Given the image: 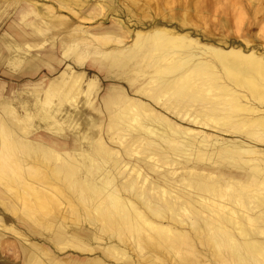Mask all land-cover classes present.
Segmentation results:
<instances>
[{
  "label": "bare ground",
  "instance_id": "1",
  "mask_svg": "<svg viewBox=\"0 0 264 264\" xmlns=\"http://www.w3.org/2000/svg\"><path fill=\"white\" fill-rule=\"evenodd\" d=\"M55 1L83 20L103 9ZM153 1L173 5L166 23L135 30L129 44L123 24L91 34L95 47L66 42L64 56L94 76L67 64L34 84L32 107L0 88V211L10 215L0 212V244L13 250L0 264H264V40L211 42L185 27L199 3ZM240 1L221 8L233 3L237 15ZM18 17L42 35L76 33L43 0H23ZM174 19L180 26H167ZM6 46L14 65L31 47ZM97 73L108 81L100 107L91 98ZM79 102L89 113L64 111Z\"/></svg>",
  "mask_w": 264,
  "mask_h": 264
},
{
  "label": "rangeland",
  "instance_id": "2",
  "mask_svg": "<svg viewBox=\"0 0 264 264\" xmlns=\"http://www.w3.org/2000/svg\"><path fill=\"white\" fill-rule=\"evenodd\" d=\"M4 1L7 0H0L1 93L3 97L12 98L15 103L14 105L16 106H18L19 101L24 100L26 101V105L29 107H32L33 104L32 102L34 96L31 91L34 84L36 85L37 82L39 83L40 81L43 82L42 84H45L49 78L56 75L60 70H62V68L64 69L67 64L76 69L85 70V75L94 76V74H96L93 69L88 68L85 65H82L81 67L76 65L73 55L64 56L63 51L67 44L66 42L71 43L72 41H77L79 43L77 48L79 49L95 47L97 46L94 44L95 39H92L91 43L88 42L92 38H90L91 34H98L102 32H108L109 34L111 32L116 34L117 26L123 24L125 29H128V32L124 37V42L129 44L131 42V38L136 32L135 30L146 29L152 25L153 21H159L161 24L166 23L162 17V13L172 10L171 8L173 6H164L160 10H157L153 0H88V5H84L82 8L74 6V9L79 12L87 13L89 10L87 9V6L96 5V3H100L103 6V9L98 15L93 16V18L83 20L65 8L58 7L57 9L58 4L55 0H43L53 5L58 13L65 15L68 22L73 25V28L75 26L74 29L76 33L72 39V36L69 33V30H71L70 27L57 29L55 33L49 35L39 34L30 26H27L24 21L18 17V10L22 5L23 0H18V2L10 4V6L6 8V12L2 11ZM31 1L41 2L42 0ZM196 2L201 5L202 13L201 15L190 17V19L192 20L191 25L198 27L200 31H194L195 28L191 25H186L185 27H189V30L193 31L192 33L194 35L197 34V37H201V34L205 33L210 36L211 42H216L218 36L227 35V38H231V40H235L243 44V36L248 40L253 41L252 43L254 44L263 43L264 32L260 31L259 28L264 24V0H256L254 3L246 0L238 2L237 8H239V13L237 15L233 14V8L236 6L233 3H227L226 8H221V6L224 5V0H191V8H194V4ZM71 5L73 6V4ZM177 7L178 9L174 8V11L180 13L182 11L180 9L182 7V3L179 4V6L177 5ZM191 14H194V11H192ZM30 20L31 18H28L25 21ZM180 24L179 20L174 19L171 23H168L167 26H180ZM78 26H81L79 27L80 29ZM84 28H86L87 32H83L82 35L79 36L81 29L83 30ZM201 39L203 40V37ZM214 39L215 41H213ZM7 40H17L20 43L27 42L31 45L26 52L24 51L25 49H22L21 51V58L24 60L26 59L24 64L23 59L19 65H14L12 63V59L15 55H17V52H11L7 48ZM259 49L263 51L260 45ZM32 56H35V58L31 59L35 65L34 67L28 69L23 65H27V58H31ZM97 80H101L102 86L100 82V87L96 84L98 88L94 89V92L91 94V98L94 104L99 105L100 107V105H102L101 96L105 92V86L108 81L101 79V75L99 74ZM82 97L83 96L79 95L80 99ZM78 106V109H73L66 104L64 111H70L73 114L77 113L76 116L80 115L79 117H81V114L83 113H89L87 112V108L82 106L80 102ZM21 111L22 109L19 107L18 113ZM64 111L62 115L63 118L66 115V112ZM91 113L96 114L94 110H91ZM39 130L42 129L40 128ZM66 134H70V130H67ZM70 136L72 135H67L68 138ZM0 209H2V207ZM2 211L3 213L0 211L1 215L9 219L8 217L10 215L4 209ZM18 226L22 230L21 225ZM14 236V240L17 242V245H21V242L24 243L22 237L18 235ZM5 243L6 242L0 244V259H8L9 257H12V246ZM15 249H17V247ZM64 253L69 254V256L72 255V251L69 249L65 250ZM64 253L63 251L56 252L55 250V254L59 257L63 258L68 256Z\"/></svg>",
  "mask_w": 264,
  "mask_h": 264
}]
</instances>
